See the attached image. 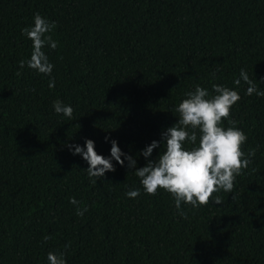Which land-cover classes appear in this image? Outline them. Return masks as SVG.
<instances>
[{
    "label": "trees",
    "instance_id": "trees-1",
    "mask_svg": "<svg viewBox=\"0 0 264 264\" xmlns=\"http://www.w3.org/2000/svg\"><path fill=\"white\" fill-rule=\"evenodd\" d=\"M36 13L56 24L57 48L42 49L51 76L19 66ZM241 69L264 90V0H0V264H48L49 252L66 264H264V97L234 83ZM214 84L239 93L229 119L255 155L232 192L182 202L185 216L167 191L146 194L127 160L93 183L67 147L91 139L107 158L116 140L144 167L185 93Z\"/></svg>",
    "mask_w": 264,
    "mask_h": 264
},
{
    "label": "clouds",
    "instance_id": "clouds-1",
    "mask_svg": "<svg viewBox=\"0 0 264 264\" xmlns=\"http://www.w3.org/2000/svg\"><path fill=\"white\" fill-rule=\"evenodd\" d=\"M33 21V25L22 29V34L32 41L31 56L27 61L21 60L19 66L22 69L27 65L40 74L51 76L54 66L42 49L45 46L53 50L57 48V42L50 34L56 24L39 13L34 14ZM16 75L21 73L18 71ZM241 81L248 85L246 95L264 97V90L257 88L245 69L240 70L239 78L234 83L239 86ZM48 86L55 87L54 78L49 80ZM212 87L214 94L199 85L194 91L185 93L186 98L174 108V112L178 113L177 123L161 132V141L153 140L140 153L147 160L144 167L137 168L136 160L130 154L123 153L116 140H111L110 156L107 158L95 151V143L91 139H86L83 147H67L70 151L74 148L72 154L80 155L87 162L89 167L85 172L93 183L104 177L105 173L115 171L113 160L121 166L127 160V166L134 169L133 173L140 179L146 194L156 195L158 189L167 191L173 196L177 210L185 216L181 210L182 202L196 208L207 205L215 192H232L236 176L251 163L249 157L255 155L254 152L245 154L242 151L247 136L229 119L232 106L241 98L239 93L219 84ZM53 108L57 114L72 118L74 110L70 105L56 100ZM223 120H228L232 126L223 127ZM108 140L106 136L105 141ZM186 143L193 146L185 148ZM157 147L163 148V151L155 160L147 159ZM126 195L134 199L140 195V189L129 190ZM69 202L80 204L75 197L70 198ZM212 202L216 205L222 203L219 196ZM87 210L86 207H77L76 215L83 216ZM49 239V236L44 237L45 242ZM69 246L65 245L66 248ZM47 260L48 264H66L63 253L49 252Z\"/></svg>",
    "mask_w": 264,
    "mask_h": 264
}]
</instances>
